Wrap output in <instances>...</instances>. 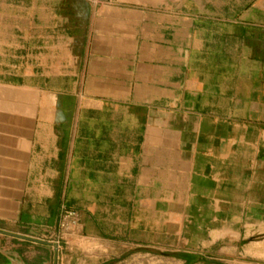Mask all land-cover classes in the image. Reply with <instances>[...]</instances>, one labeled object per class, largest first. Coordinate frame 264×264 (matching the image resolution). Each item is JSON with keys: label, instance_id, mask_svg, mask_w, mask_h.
I'll use <instances>...</instances> for the list:
<instances>
[{"label": "crops", "instance_id": "0c3cea01", "mask_svg": "<svg viewBox=\"0 0 264 264\" xmlns=\"http://www.w3.org/2000/svg\"><path fill=\"white\" fill-rule=\"evenodd\" d=\"M0 230V263L264 264V0H0Z\"/></svg>", "mask_w": 264, "mask_h": 264}, {"label": "rangeland", "instance_id": "374dc122", "mask_svg": "<svg viewBox=\"0 0 264 264\" xmlns=\"http://www.w3.org/2000/svg\"><path fill=\"white\" fill-rule=\"evenodd\" d=\"M159 258L153 257V256H142L138 257L137 260H132L131 262L127 264H161L159 261H157ZM125 264V263H124Z\"/></svg>", "mask_w": 264, "mask_h": 264}, {"label": "water", "instance_id": "95a60500", "mask_svg": "<svg viewBox=\"0 0 264 264\" xmlns=\"http://www.w3.org/2000/svg\"><path fill=\"white\" fill-rule=\"evenodd\" d=\"M0 233H6V234H13L11 232H8V231H3V230H0ZM30 238V237H28ZM30 239H34V238H30ZM34 240H38L40 241L39 239H34ZM43 242V241H42ZM46 243V241H44ZM8 257V262H5V263H0V264H27L26 262H24L23 260L21 259H15L13 257H10V256H7Z\"/></svg>", "mask_w": 264, "mask_h": 264}, {"label": "bare ground", "instance_id": "6f19581e", "mask_svg": "<svg viewBox=\"0 0 264 264\" xmlns=\"http://www.w3.org/2000/svg\"><path fill=\"white\" fill-rule=\"evenodd\" d=\"M66 215L68 217H72V216H76L75 212L74 211H67ZM66 225V224H65ZM68 225V224H67Z\"/></svg>", "mask_w": 264, "mask_h": 264}]
</instances>
